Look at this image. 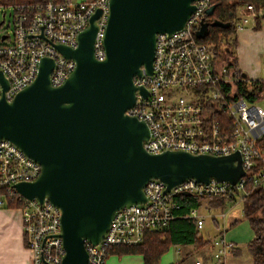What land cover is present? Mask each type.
<instances>
[{"label": "built area", "instance_id": "1", "mask_svg": "<svg viewBox=\"0 0 264 264\" xmlns=\"http://www.w3.org/2000/svg\"><path fill=\"white\" fill-rule=\"evenodd\" d=\"M108 1L45 0L13 5L9 12L13 29L0 36V74L8 82L4 92L7 100L34 82L42 58L53 60L49 74L52 86L66 81L76 65L54 44L75 48L78 34L89 26V18L96 10L101 13L94 20L93 54L97 60H103ZM209 1L195 0V10L182 28L156 35L152 72L133 77L134 85L147 94L135 91L134 105L126 113L146 124L149 137L142 146L148 153L184 151L221 156L238 151L245 175L234 185L214 178L204 184L193 178L169 190L161 180L151 178L142 187L144 202L124 204L113 213L99 242L84 241L85 264H105L114 247L136 246L146 233L165 228L181 207L176 200L180 194L208 199L244 191L248 185L264 186V106L234 97L242 77L217 58L213 42L197 38L195 32L211 5ZM261 13L262 8L251 3L238 6L234 30L243 29ZM2 90L0 82V98ZM40 173L37 161L10 140L0 139V207L18 204L12 208L20 212L31 264H61L66 254L61 237V209L47 197L42 201L27 199L15 189L18 183L35 181ZM231 210L220 214L225 227L231 223ZM185 216L196 219L197 228L201 229L204 218L197 207ZM210 246L209 261L198 255L193 264H225L235 248L224 235L213 238Z\"/></svg>", "mask_w": 264, "mask_h": 264}, {"label": "water", "instance_id": "2", "mask_svg": "<svg viewBox=\"0 0 264 264\" xmlns=\"http://www.w3.org/2000/svg\"><path fill=\"white\" fill-rule=\"evenodd\" d=\"M194 1L109 0L103 60L93 54L100 10L78 34L75 48L54 44L76 65L61 86L50 83L53 60L48 57L40 60L34 82L10 101L4 96L8 82L0 74V139L10 140L41 166L35 181L18 183L15 189L27 199L47 197L61 209L66 251L61 264H85L84 241L99 242L124 204L144 202L142 187L151 178L169 190L193 178L234 185L245 175L238 151L221 156L148 153L142 146L149 137L146 124L126 113L135 91L147 94L133 77L152 72L156 35L182 28L195 10ZM213 9L209 6L206 14ZM209 26L226 28L230 23L203 21L197 38L206 37Z\"/></svg>", "mask_w": 264, "mask_h": 264}, {"label": "trees", "instance_id": "3", "mask_svg": "<svg viewBox=\"0 0 264 264\" xmlns=\"http://www.w3.org/2000/svg\"><path fill=\"white\" fill-rule=\"evenodd\" d=\"M42 2H45V0H28L24 3ZM246 3L253 4L255 8H262V13L255 20L253 26V29H258L261 21L264 19V0H210L209 4L214 5V9L211 15L205 13L203 21L218 19L223 22H229L230 26L226 28L209 26L208 35L199 40L213 42L215 53L221 52L224 56L223 61L225 64L232 70L237 71L242 77V80L237 83L234 97L254 102L264 97V78L251 79L245 76L238 69V62L234 54L236 48V39L233 37L234 14L238 6L245 5ZM262 142L264 145V137ZM237 199L242 203L241 217L233 220L229 227L237 224L240 219L248 221L250 229L254 231V236L246 244V251L250 255V259H252V264H264V186L252 187L248 185L244 191H237L228 196L211 197L208 199L195 195L180 194L176 200L181 204V207L176 211V217L169 221L165 228L153 231L152 233H146L143 241L136 246L114 247L110 253L118 255L140 253L144 264H158L159 258L167 251L169 245L190 244L198 249L209 246L211 240L203 238L197 228L196 219L186 217V213L194 207L218 210L223 213ZM16 205L18 204L13 202L9 203L8 206L15 207ZM211 218H213L215 229L219 232L218 236L223 235L224 229L220 228L217 219L213 216ZM233 252L235 253L236 251Z\"/></svg>", "mask_w": 264, "mask_h": 264}, {"label": "crops", "instance_id": "4", "mask_svg": "<svg viewBox=\"0 0 264 264\" xmlns=\"http://www.w3.org/2000/svg\"><path fill=\"white\" fill-rule=\"evenodd\" d=\"M254 24L255 21H250L239 31L233 29V37L236 39L234 54L238 62V69L245 76L251 79H261L264 76V69L262 68V63L264 62V19L258 29H253ZM231 212V222L240 218L238 208L236 210L232 209ZM221 227V229H224L223 235L228 241L233 243L235 246L234 251H236L226 259L225 264H252V259H250V255L246 251V244L252 240L254 231L250 229L248 221L240 219L238 224L234 226L225 227L222 224ZM210 240L212 239L210 238ZM174 246L179 247L177 249L179 256L171 264H193V260L198 255L203 256L207 262L210 259V244L199 249L190 244ZM110 254L114 258H110L107 264H115L116 262L144 264L140 253ZM30 257V252L26 248L19 210L12 207H0V264H31Z\"/></svg>", "mask_w": 264, "mask_h": 264}, {"label": "rangeland", "instance_id": "5", "mask_svg": "<svg viewBox=\"0 0 264 264\" xmlns=\"http://www.w3.org/2000/svg\"><path fill=\"white\" fill-rule=\"evenodd\" d=\"M28 0H0V22H2L0 24V36L3 33H10L11 30L13 29V25L11 22V17L9 15V12L11 11V7L13 5H17L18 3H24ZM75 1H84V0H75ZM3 13H5V15H3ZM217 58H219L221 61L224 60V56L221 52H219L217 54ZM226 66L228 67V65L226 64ZM257 105L260 106H264V97H262L259 100L254 101ZM241 207H242V203L240 202V200L237 199V201L234 204H230L229 207L227 208V210H231V209H239L240 211V216L241 217ZM199 213L202 215V217L204 218V224L201 227V229H199V232H201L202 236L204 239H213L218 235V231L215 229V225L213 223V218H211L212 216L215 217L218 221V223L220 224V227L223 224V218L220 217L221 212L218 210H207L205 208H200L199 209ZM239 222V221H238ZM238 224V223H237ZM236 225V224H235ZM222 228V227H221ZM27 248V247H26ZM167 251L164 252L161 257L159 258V263L158 264H171V262H175V260L178 258V253H177V249L179 247H176L174 245H169L167 247ZM28 250V249H27ZM110 258H114V256L112 254H110L106 260H105V264H107L110 260ZM115 264H123L122 262H116Z\"/></svg>", "mask_w": 264, "mask_h": 264}]
</instances>
